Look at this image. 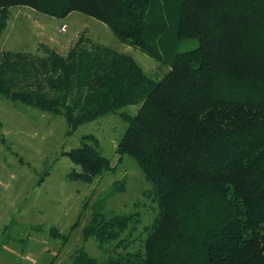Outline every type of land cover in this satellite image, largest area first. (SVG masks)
<instances>
[{"label": "trees", "instance_id": "trees-1", "mask_svg": "<svg viewBox=\"0 0 264 264\" xmlns=\"http://www.w3.org/2000/svg\"><path fill=\"white\" fill-rule=\"evenodd\" d=\"M56 16L80 10L165 63L159 77L135 58L79 38L65 51L0 50V94L78 124L120 111L116 151L150 182L155 214L95 208L84 226L106 252L74 264H264V0H0ZM197 38L189 49L177 41ZM90 182L110 160L93 133L66 151ZM121 190L124 182L116 181Z\"/></svg>", "mask_w": 264, "mask_h": 264}, {"label": "rangeland", "instance_id": "rangeland-1", "mask_svg": "<svg viewBox=\"0 0 264 264\" xmlns=\"http://www.w3.org/2000/svg\"><path fill=\"white\" fill-rule=\"evenodd\" d=\"M8 9L0 50L44 54L47 46L65 52L82 36L88 43L132 55L154 78L168 70L165 63L119 39L105 22L80 10L56 16L25 4ZM197 44V38H186L175 48ZM137 107L124 105L70 131L63 114L0 94V264H74L70 256L79 248L103 258L106 252L83 232L95 208L137 211L144 223L151 220L155 210L150 182L134 158L116 151L127 126L119 112L134 113ZM87 133L97 136L101 152L110 160L109 168L90 182L68 178L72 169L81 167L66 154ZM121 180L124 188L115 189Z\"/></svg>", "mask_w": 264, "mask_h": 264}, {"label": "built area", "instance_id": "built-area-1", "mask_svg": "<svg viewBox=\"0 0 264 264\" xmlns=\"http://www.w3.org/2000/svg\"><path fill=\"white\" fill-rule=\"evenodd\" d=\"M62 28H65V25L64 24L62 25Z\"/></svg>", "mask_w": 264, "mask_h": 264}]
</instances>
